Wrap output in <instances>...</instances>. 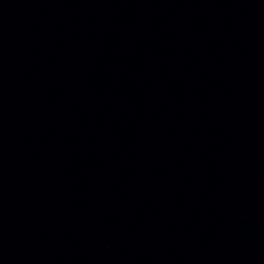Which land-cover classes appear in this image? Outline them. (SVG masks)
Wrapping results in <instances>:
<instances>
[{"label": "water", "instance_id": "1", "mask_svg": "<svg viewBox=\"0 0 264 264\" xmlns=\"http://www.w3.org/2000/svg\"><path fill=\"white\" fill-rule=\"evenodd\" d=\"M0 264H264V0H0Z\"/></svg>", "mask_w": 264, "mask_h": 264}]
</instances>
